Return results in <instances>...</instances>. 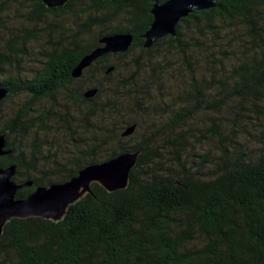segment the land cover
<instances>
[{"label":"trees","instance_id":"16d2710c","mask_svg":"<svg viewBox=\"0 0 264 264\" xmlns=\"http://www.w3.org/2000/svg\"><path fill=\"white\" fill-rule=\"evenodd\" d=\"M15 1L0 0V32L6 29V8ZM30 1L32 14L38 18L46 13L71 12L76 20L84 21L80 29H69L66 46L42 55V67L30 78L5 77V67L14 66L15 62L0 52V88L8 91L0 101V119L5 101L28 96V102L0 129V135L6 137V149L11 150L10 154L0 156V169L16 165L12 180L18 184L33 182L32 187L19 190L16 198L27 197L37 186L65 182L77 176L86 165L108 161L127 152L139 155L126 188L107 192L92 183L91 193L70 206L58 221L40 217L8 221L0 235V264H264V152L254 156L245 148L224 150L211 178L202 180L200 172L195 171L197 168H186L179 162L177 171L171 168L163 171L154 142L159 133L147 139L129 138L123 142V129L137 125L136 121L124 119L134 83L126 82L111 89L103 85L96 72L105 73L111 66L112 73L115 72L117 67L108 64L112 56L125 58L134 49L147 54L162 43L164 38L150 49L142 47V35L152 22V3L149 0H69L63 7L48 9L42 0ZM76 5L78 11L73 10ZM119 17L127 19V26L113 25ZM217 22H237L241 35L238 48L246 55L236 56L237 61L231 64L226 75L211 76L207 88L221 90L226 99L249 100L255 109L264 107V0H223L210 11L193 12L177 25L176 37H167L168 46L177 44L183 54L202 52L206 46L202 42L180 44L182 30L187 29L192 33L197 31L205 37L204 42L217 46L216 54L224 55L227 53L223 48L225 30ZM93 28L99 29L97 36L86 39L85 34H90ZM114 33H131V47L125 53L99 58L83 71L80 79L76 78L88 83L89 89L98 90L94 98L84 99L80 93V97L75 96L71 91L75 81L71 75L73 68L84 55L100 46L99 38ZM9 36L7 51L15 57L24 56L25 51L20 47L34 38L28 32L24 35L10 32ZM222 57L215 60L221 68L225 58ZM137 68L136 73L140 65ZM192 81L186 100L201 105L204 93ZM62 89L67 91L64 96L70 102L86 104L87 119L99 125L95 126L94 136L87 137L90 143L73 154L71 161H54L53 170H40L38 147L33 145L31 150H25L10 141V137H27L35 127L29 111L41 100L54 101ZM136 93L140 97L141 92ZM219 108V105L213 107ZM182 110L176 114L173 126L188 118L189 113ZM135 113L145 114L143 110ZM63 122L67 123L65 119ZM92 129L93 124L85 130L90 134ZM197 235L203 236L204 244L191 248Z\"/></svg>","mask_w":264,"mask_h":264},{"label":"rangeland","instance_id":"374dc122","mask_svg":"<svg viewBox=\"0 0 264 264\" xmlns=\"http://www.w3.org/2000/svg\"><path fill=\"white\" fill-rule=\"evenodd\" d=\"M33 10L30 0H17L6 8L4 16L6 29L0 32V52L13 59L15 65L5 67L3 74L5 77H32L43 65L42 55L53 48L66 46L69 42L66 37L69 29L73 31L80 29V23L84 21L76 20L71 12L46 13L38 18L32 14ZM73 10L78 11L79 7L74 6ZM217 24L225 30L226 45L223 48H226L227 53L224 55L216 54L217 46L212 42H204L202 39L205 37L197 31L192 33L191 30L183 29L184 35L180 44L193 45L202 42L206 44L202 52L186 51L183 54L177 44L170 48L166 37L158 47L147 54L134 49L125 58L110 57L108 64L117 67L115 72L110 74L96 72L103 85L111 89L126 82L134 83L131 95L127 99L128 106L124 119L136 121L137 130L123 142L129 138L147 139L151 134L159 133L154 142L161 156L159 165L163 171L168 168L177 171L179 162L186 168L190 166L197 168L195 171L200 172L202 180L211 178L210 174L218 166L219 157L224 150L230 152L234 148L241 150L245 148L254 156L264 152V107L255 109L249 100L239 102L226 99L221 90L209 91L207 88L211 76L217 78L226 75L231 64L237 61V57L246 55L238 48L241 35L237 30V22ZM113 25L127 26V19L119 17ZM98 31V28H93L90 34H85V38L93 39ZM10 32L34 34V38L30 39L25 47H20L25 51L24 56L18 54L15 57L8 54L6 41L10 37ZM207 43L212 44L208 46ZM207 47L209 52L205 51ZM221 56L225 57L223 68L216 66L215 62ZM18 62L19 64H16ZM138 65L141 69L136 73ZM108 75L109 79H104ZM79 79H75L71 87V91L77 97L80 94L82 96L83 92L90 88L88 83ZM192 80L204 93L201 105L186 100V94L192 88ZM136 91L141 92L139 96L142 98L138 97ZM66 92L62 89L54 101L44 99L33 106V110L29 111V118L35 123V127L27 137H10V141L25 150H31L33 145L38 147L40 170H53L54 161L59 163L71 161L72 157L90 143L89 138L94 136L95 126L99 125L97 121L87 119V105L77 103L75 105L70 102L64 96ZM103 99L105 97L101 100ZM27 102L28 96L26 98L25 95L5 101L2 105L0 129L8 118ZM122 102L125 103L124 100ZM216 105L220 108L213 109ZM182 109L189 113L188 118L181 121L179 126H173L176 114L182 112ZM137 110H143L145 114H136ZM64 119L67 123L63 122ZM116 120L120 122L118 117ZM92 124L93 132L87 134L85 129ZM168 126L171 127L167 128ZM203 244V236L197 235L190 247L199 248Z\"/></svg>","mask_w":264,"mask_h":264},{"label":"water","instance_id":"95a60500","mask_svg":"<svg viewBox=\"0 0 264 264\" xmlns=\"http://www.w3.org/2000/svg\"><path fill=\"white\" fill-rule=\"evenodd\" d=\"M69 0H42L46 8L63 7ZM152 3L150 15L152 22L142 35L144 49H150L156 42L166 37L177 36V25L193 12L210 11L219 6L223 0H149ZM100 46L84 55L73 68V78H80L83 71L95 61L107 54L125 53L133 43L131 33H114L99 38ZM113 71L109 67L105 74ZM96 88L84 91V99L96 96ZM6 89L0 88V101L7 95ZM137 129L136 124L129 125L121 132L122 138L131 137ZM6 137L0 135V156L11 153L6 149ZM138 152H127L108 161L86 165L77 176L62 183L37 186L33 192L23 199L16 198V193L24 188L32 187L33 182L16 183L12 180L16 173V165L0 169V235L5 224L13 218L26 219L40 217L53 221L60 220L70 206L76 204L81 197L90 192L92 183L104 187L107 192L126 188L132 168L136 165Z\"/></svg>","mask_w":264,"mask_h":264}]
</instances>
